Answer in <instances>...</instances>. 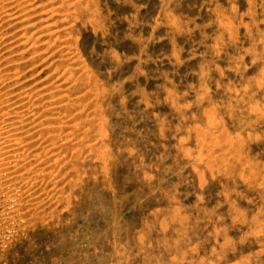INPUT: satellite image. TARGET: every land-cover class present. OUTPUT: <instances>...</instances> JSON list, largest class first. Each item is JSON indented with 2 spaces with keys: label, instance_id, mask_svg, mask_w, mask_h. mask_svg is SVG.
Returning <instances> with one entry per match:
<instances>
[{
  "label": "rangeland",
  "instance_id": "rangeland-1",
  "mask_svg": "<svg viewBox=\"0 0 264 264\" xmlns=\"http://www.w3.org/2000/svg\"><path fill=\"white\" fill-rule=\"evenodd\" d=\"M62 1L0 23L2 90L71 93L53 107L90 104L100 144L43 217L0 227V264H264V0Z\"/></svg>",
  "mask_w": 264,
  "mask_h": 264
},
{
  "label": "bare ground",
  "instance_id": "bare-ground-1",
  "mask_svg": "<svg viewBox=\"0 0 264 264\" xmlns=\"http://www.w3.org/2000/svg\"><path fill=\"white\" fill-rule=\"evenodd\" d=\"M64 1L65 0H63L61 3L63 5L64 4L67 5V1L66 2H64ZM68 2H69V0H68ZM79 2H81V1H78L77 4ZM81 4H83V3H81ZM37 5L38 4H36L35 7H37ZM35 7H34V0H0V23L1 22L5 23L9 20H14V22H12L10 24L14 23L15 26L17 25V27L19 26L20 28L23 29L26 25L30 24V22L28 24L27 21L31 20L32 18L28 19L26 21L27 22L26 23L25 19L22 18L23 16L22 17H19V16L24 15V13H26V12H27L26 14H28V12L30 11L29 13H30V17H31L33 14V11L35 10L34 9ZM53 7H54V5H53ZM61 8H62V6H61ZM13 9H14V11H16V13H10L9 12V10L10 11L12 10V12H13ZM59 12L60 11L58 9L55 10L53 12L54 13L53 16L58 15ZM34 14L36 15L35 12H34ZM34 14H33V16H35ZM37 15H40V14H37ZM64 15H66V14L64 13ZM26 17L27 16H25V18ZM28 17H29V15H28ZM33 18H35V17H33ZM40 20L41 19H38V22H43ZM23 21H24V24H23ZM16 29H19V28H16ZM52 29L55 31V28H52ZM62 29H64V27ZM44 30H46V32H48L49 27H48V29L44 28ZM38 31H39V29H38ZM62 31L64 33L66 32L64 30H62ZM70 31H72V30H70ZM33 34H34V31H33ZM65 34H63V35H65ZM2 35L0 34L1 39L4 37V36L2 37ZM20 35H21V33H20ZM67 35H68V33H67ZM17 36H18V34H17ZM69 36L70 35H68V37ZM66 38H64L65 41L67 40ZM70 40H71V38H70ZM24 41H26V40H24ZM18 43H20V42H18ZM18 43H16V44H18ZM71 43H73V41H71ZM67 46L71 47L70 44ZM8 48H10V47H8ZM65 48L68 49V47H64V49ZM61 49H63V48H61ZM22 50H24V49H22ZM44 51H45V49H44ZM54 51L55 50H53V52ZM61 51L59 53L64 54ZM66 51H64V52H66ZM72 51L73 50H71V52ZM18 52H19V50H18ZM72 53H75V51ZM10 54L8 52V55H10ZM74 56H77V55H74ZM64 57L65 56H63L62 58H64ZM62 58L60 60H62ZM66 59L69 60L67 56H66ZM70 59H72V61L70 60L71 63L73 62V60H74V62L76 60L75 57H72ZM17 61H19V60H17ZM8 62H7V64H8ZM63 62L64 63L66 62L64 65L67 64V66H65V68H67L68 65L71 67L74 66V62L72 65H70L71 63L68 64V62L66 60ZM83 63H85V62H83ZM13 64H15V63H13ZM76 64H79V66H80V64H82V63H77V60H76ZM58 65L60 66V64H58ZM8 66H9V64H8ZM8 66H7V68H8ZM18 66L17 67L15 66V72L18 70ZM2 69H3V67H2ZM2 69H0V72ZM5 69H6V67H5ZM5 69H4V71H2L3 73L7 72V71L9 72V70L5 71ZM84 69H85V67L82 68V70L86 72L87 70H84ZM12 70L14 71L13 68L10 71H12ZM66 70L68 71V69H66ZM13 71L11 73H13ZM67 71H66V73H67ZM77 71L78 70H76V73H77ZM64 72H63V74H65ZM71 72H69L70 75L73 73V72L72 73ZM83 73L84 72H82V75L84 76L85 74H83ZM78 74H79V72H78ZM91 75L92 74L90 73V76ZM11 76L14 77L13 74ZM11 76H9V77L6 76V78H3L0 75V227L4 226L6 229L15 228L16 226H18V227L22 226V225L26 224V222H29L30 220H32L34 218L37 219L36 217H41V216L43 217V214H45V212L48 211L46 209L50 208L52 206L51 205L52 203L55 204V202L57 203L60 200H63L65 198L66 188L68 186L73 185V183L75 182L76 175L79 173V171L81 169L84 168L83 164H82V159L85 158L84 156L87 153V148L89 149V147H91V149H92V147L95 148L97 146L96 144H98V143L100 144L99 140H98V143H94L95 142L94 141L92 144H90L89 142H91V141H88V139H90L91 137L88 138V136H92L95 134L92 133V135H87L91 131L89 126L87 125L88 128L86 129L87 126H85L80 121H76L77 117H82V118L84 117V119L86 117L87 118L89 117L90 114L86 113L85 110H83L84 107L88 103L87 104L83 103V104H85L84 106L82 104L83 109L79 108L80 110L78 109V111L74 110V111H77L76 113L74 112L75 114L73 112L68 113V115L72 114L73 116L69 115L70 116L69 117V116L61 115V113L59 111L63 106L58 108V109L53 107V106H56V104L57 105L58 104H65L66 105V107H64L65 109L72 107L71 104H69V103L72 102V104H73V102H76V101H73V98H72V100H69L71 98L70 97L71 93L70 94L68 93L69 95L66 94L68 96V99H63V96L60 97V94L56 98H53V96H55V95L51 94L52 100H49L48 99L49 95H47L48 100L46 99L44 101L45 97H44L43 93L44 92L46 93V91L41 90V89H37L35 87L33 89L30 88V89H25V90H22V89L20 90L18 88V90H16V91H14L13 88H12L13 91H12V89L11 90L8 89V87L11 88L13 86V84L14 85L16 84L15 81H13V80H10L5 84V87L8 90H5L7 92H4L2 90L4 86L2 84H3V82H5V79H9V78H11ZM59 76H60V74H59ZM72 76H73V74H72ZM77 76L78 75H76V77ZM83 76H80V77L83 78ZM86 77L88 78V75H86ZM68 78H70V77H68ZM68 78H66V80H69ZM92 78H94V76H92ZM92 78L89 77V79H92ZM21 79H22V77H21ZM72 79H73V77H72ZM75 80H72V81H74L76 83ZM92 80H90V82H92ZM74 82H73V84H74L73 89L74 88L76 89L77 86L75 85ZM79 82L81 83V81H79ZM79 82H77V83H79ZM17 84L19 85L20 83H17ZM69 84H70V86L72 85V83H69ZM58 85H59V83H58ZM84 85L85 84H83V86ZM92 85H94L93 82H92ZM20 86H22V85H20ZM28 87H29V85H28ZM68 87L69 86H67V88ZM90 87H91V89L94 88L93 86H90ZM90 87L88 86L87 90ZM71 89L72 88L70 87V88H68L67 91H69ZM80 90H81V88H80ZM87 90L85 89L86 92H87ZM50 91L51 90H49V92ZM67 91H66V93H67ZM85 91L83 93H86ZM83 93L79 94L77 92L78 96L79 95L81 96V94H83ZM97 93H99V92H97ZM73 94H74V91H73ZM86 94L84 96H88ZM96 94L95 95L91 94L90 96L93 97V96H96ZM61 95H63V94H61ZM76 95H71V96L73 97ZM90 98L91 97H89V100H91ZM83 99H85L84 102H86L87 99L85 97L80 98L79 100H83ZM77 101H78V97H77ZM97 101H99V100L98 99L96 101L91 100V102H93V103L94 102L96 103ZM74 104H80V103H74ZM67 105H69L70 107H68ZM88 105L90 106V104H88ZM58 106H60V105H58ZM77 106L78 105H75V109L77 108ZM89 106L87 108H89ZM95 106L99 107V105H95ZM95 106L93 104V107H95ZM91 108L88 110H91ZM96 110H93V112H92L93 114L91 113V115H94L96 113ZM100 110H101V108H99V110H97V113L100 112ZM87 112H89V111H87ZM64 113L66 114V112H64ZM101 113H99V114H101ZM87 118H86V120H87ZM80 119L78 118V120H80ZM97 119L98 118H96V120H92V118H91L90 121L98 122L99 120L97 121ZM100 119L102 121V116ZM101 121H99V122H101ZM92 122H90L89 124L91 125ZM102 124H103V122H102ZM96 125L97 124H95L94 127ZM94 127H92V128H94ZM98 137H100L99 134H98ZM95 139H97V138H95ZM90 140H92V139H90ZM101 147H104V146H101ZM98 150H97V152H98ZM89 151H90V149H89ZM216 152H217V150H216ZM95 158H97V157H95ZM105 158H106V156H105ZM84 162H85V160H84ZM78 176H79V174H78ZM70 190H72V189H70Z\"/></svg>",
  "mask_w": 264,
  "mask_h": 264
}]
</instances>
